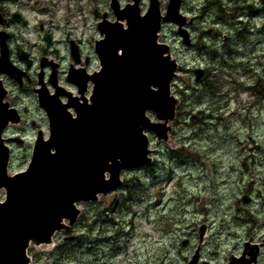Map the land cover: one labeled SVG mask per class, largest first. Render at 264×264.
I'll return each instance as SVG.
<instances>
[{
    "label": "clouds",
    "instance_id": "clouds-1",
    "mask_svg": "<svg viewBox=\"0 0 264 264\" xmlns=\"http://www.w3.org/2000/svg\"><path fill=\"white\" fill-rule=\"evenodd\" d=\"M154 6L168 75L148 89L169 111L143 109L138 159H108L99 187L26 240L25 264H264V0H0V60L19 73L0 69V106L15 115L0 127L4 175L28 173L52 138L42 93L73 121L70 101L93 106L100 26L126 32L118 10L143 19ZM9 196L0 184V206Z\"/></svg>",
    "mask_w": 264,
    "mask_h": 264
},
{
    "label": "water",
    "instance_id": "water-1",
    "mask_svg": "<svg viewBox=\"0 0 264 264\" xmlns=\"http://www.w3.org/2000/svg\"><path fill=\"white\" fill-rule=\"evenodd\" d=\"M117 15L127 17L130 27L125 32L120 25L100 26L108 38L98 45L104 69L92 77L97 85L93 106L70 101L79 113L73 121L59 102L42 93L53 135L46 144L38 142L34 164L26 174L13 179L4 175L7 151L0 147V184H7L10 193L8 202L0 206V264H25L26 240L46 236L58 217L68 212L71 199L99 187L108 159L122 156L128 163L138 159L144 108L155 107L162 114L169 111L163 92L148 89L150 83H162L168 75L151 39L158 21L155 6L143 19L133 7L118 10ZM169 19H177L174 6ZM121 47L124 55L117 56L116 49ZM0 64L14 75L15 69L5 61ZM86 79L78 82L84 85ZM6 116L15 118L0 106V127ZM52 147L57 149L55 155L49 153Z\"/></svg>",
    "mask_w": 264,
    "mask_h": 264
},
{
    "label": "flooded vegetation",
    "instance_id": "flooded-vegetation-1",
    "mask_svg": "<svg viewBox=\"0 0 264 264\" xmlns=\"http://www.w3.org/2000/svg\"><path fill=\"white\" fill-rule=\"evenodd\" d=\"M7 66H9V65H7ZM10 67H11V66H10ZM0 69H2L1 64H0ZM14 71H15L14 75L18 76L19 73H18L16 70H14ZM72 78L77 79V82H76V81H74V82L80 84V83L78 82V80L81 79V78H87V77L84 76L83 72H73V73L71 74V76H70V79H71V80H72ZM87 79H88V78H87ZM54 82H55V81H54V78H53V83H54ZM82 87H84V85L81 83V88H82ZM43 94L47 95L46 93H43ZM59 94H60V93H59V91H58V95H59ZM52 99H53L54 101L59 102L58 99L55 98V97H52ZM74 101H75V100H74ZM1 107L5 109V107H3V106H1ZM5 110H6V109H5ZM6 117H7V116H6ZM7 119H8V117H7ZM7 119H6V120H7Z\"/></svg>",
    "mask_w": 264,
    "mask_h": 264
}]
</instances>
